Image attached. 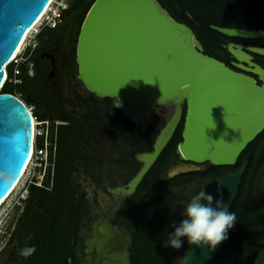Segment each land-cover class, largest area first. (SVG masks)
I'll use <instances>...</instances> for the list:
<instances>
[{"label": "water", "instance_id": "95a60500", "mask_svg": "<svg viewBox=\"0 0 264 264\" xmlns=\"http://www.w3.org/2000/svg\"><path fill=\"white\" fill-rule=\"evenodd\" d=\"M50 2L0 0V90L6 75L4 66ZM210 27L228 37L257 40L264 35L262 29L254 27ZM226 49L237 70L205 54L192 29L174 19L158 0L92 2L75 46L76 77L83 88L100 98H114L122 115L142 127L155 106H172L152 149L137 154L141 165L126 187L119 188L122 194L133 193L167 145L181 120L183 104L176 153L184 163L171 170L172 174L197 170L195 165L203 162L233 165L264 129V68L252 56L264 55V47L228 42ZM32 133L33 119L27 105L19 97L0 91V201L22 175L32 149ZM245 167L243 162L237 170L208 180L201 191L214 200L222 199L229 210ZM263 191L264 173L258 194ZM105 226L100 231L106 237L94 234L85 241L84 264L92 260V247L97 254L94 264H130L128 252L109 253L116 236ZM218 246L209 251L207 245L189 244L186 238L180 264H205L215 256ZM252 264H264V244Z\"/></svg>", "mask_w": 264, "mask_h": 264}, {"label": "trees", "instance_id": "16d2710c", "mask_svg": "<svg viewBox=\"0 0 264 264\" xmlns=\"http://www.w3.org/2000/svg\"><path fill=\"white\" fill-rule=\"evenodd\" d=\"M93 1L68 0V7L63 10L57 26L44 27L37 36L38 45L29 56L33 62V74L28 75L25 64L21 63L18 66L21 82L5 81L1 87V92L18 96L27 106L32 105V114L40 120L64 122L56 128L53 175L50 178L47 174L42 187L30 186L8 245L2 250L6 257L1 264H81L78 254L82 251L80 230L90 220L89 201L85 192L78 188L75 176L80 166L96 182L97 176L92 168L98 160L90 151L94 149L98 130L106 119L107 126L120 121L129 124L130 128L118 126L116 135L129 145L131 159L143 148L151 149L154 136L150 133L156 128L151 127L147 131L135 128L111 103L112 98L104 97L102 102L109 103L110 110L116 113L114 116L106 108L102 111L98 107V97L87 90L84 91L85 96L77 97V101L62 94L61 89L67 81L69 86L74 82L73 87H82L76 77L75 46L81 22ZM158 2L174 19L192 29L205 54L233 69L236 68L231 64L233 58L226 44L250 45L254 40L228 37L210 25L254 27L264 31V0ZM257 41L264 47V35ZM44 52L55 53V81L42 67L41 55ZM252 55L254 61L264 68V55ZM12 68L13 64L6 68L9 77ZM88 101L92 104L88 105ZM68 103L70 109L66 108ZM77 106L80 110L73 112ZM40 107L43 110L38 112ZM183 115L184 111L171 139L138 186V189H153L152 196L143 203L126 201L116 213L120 224L131 235L132 243L128 249L130 264H180L183 257L186 237H182V247L174 249L166 246L168 235L174 231L173 223L179 224L184 218L181 211L186 203L199 193L205 172H183L177 178L182 183L180 189H166V192L160 189L161 183L167 181L162 172L169 159H178L175 148L181 140ZM164 122L165 116L162 115L161 125ZM243 162H246L245 171L229 208L236 215V223L228 230V238L219 244L215 256L205 264H252L258 249L264 244V191L258 194L264 173V129L247 144L233 165L210 164L208 177L235 171ZM193 179H199L200 184L189 187L188 183ZM168 180L170 182L171 179ZM169 182H166L167 186H170ZM30 246H35L36 252L27 258L21 256V249Z\"/></svg>", "mask_w": 264, "mask_h": 264}, {"label": "flooded vegetation", "instance_id": "af4514ba", "mask_svg": "<svg viewBox=\"0 0 264 264\" xmlns=\"http://www.w3.org/2000/svg\"><path fill=\"white\" fill-rule=\"evenodd\" d=\"M246 45H249V44H246ZM250 46H259V42L257 40H254L252 42V44H250ZM259 47H261V46H259ZM41 60L43 61L42 67L44 68V70L48 71L49 78H50V72L47 69V66L52 65V67L54 69L55 53L54 52H52V53L51 52H44L41 55ZM253 60H254V56H253ZM54 75H55V73H54ZM84 91H86V89H84L83 86H82V93H84ZM78 97L80 98L81 96H78ZM112 99H113L112 103L114 105L116 100L114 98H112ZM182 106H184V104ZM183 111H185V109ZM120 123H122L124 128H130L129 124H127L126 122L120 121ZM133 126L135 128H139L140 129V127H137L135 125V123H133ZM161 126L162 125L160 123L159 129L161 128ZM159 129H158V131H159ZM158 131H157V133H158ZM157 133H156V135H157ZM156 135L154 136V139H155ZM97 141H96V143H98ZM153 142H154V140H153ZM153 142L151 143V149H152ZM120 143H121V145H119V147L122 149L123 146H124L125 150L123 151V153L117 154V156L114 155L115 159H112V161L114 163H116L117 167L119 168L117 171H115L116 173L114 171L111 172L112 174H110V177L108 178L109 180L106 181L107 183H105L104 179H101V178L97 179V184L89 183V181H87V183H86V186H87L88 190L90 191L89 195L86 197L87 200L89 201V208H88L89 214H88V217L90 218V220L87 222V225L83 226L82 229L80 230V242H81L80 244H81L82 251L79 252L78 254H79V257H80V260H81L80 261L81 264L85 263V261H84L85 254L83 252L84 248H85V241L87 239H91L92 237H94V234L97 235V236L106 237L104 235V233H102L100 231L102 228L106 227L104 225H107L109 227L110 231L114 232L115 236H116L115 241L112 243L113 247H111V250L109 251V253H116V252H120V250H122L121 252H123V251L128 252V255H129L128 249H129V247L131 246V243H132L131 242V235L127 231V229L123 225L120 224V222L118 221V219L116 217V213L118 212V210L122 206H124L126 201H136L138 203H143V202L148 201L149 198L153 194V189H150V188L138 189V186H139L140 183L137 185V187L133 191V193H131L129 195L122 194L121 191L119 190V188H121V187H126V185L129 182V180L133 177V175L139 169V167L141 165V162L138 161L137 154H139L141 152H146V151H150L151 150V149L143 148V151L136 152L133 155L134 159H131V157L129 155V151H130L129 145L124 143V141H122V140H121ZM116 145L117 144H115V142H114L112 144V147H114ZM176 147H177V145H176ZM96 148H97V145H96ZM175 153H176V148H175ZM95 158H97V160L99 159V157H95ZM183 163L184 162H182L179 159V157H178L177 160L173 159V158L169 159V162L165 166V168H164L162 173H163V178L165 180H167L166 182H169V180H168L169 178L172 181L170 180V182H169L170 186H167L166 182H162L161 183L162 186L160 185V187H161L160 189L161 190L166 192V189L178 190V189H180L182 187V183L180 182V179H177V178L183 172H178V173H173L172 174L171 170H173L176 167L182 165ZM185 163L189 164L187 162H185ZM195 166H197L198 169L194 170V171L205 172V175L202 177L205 180H204V182L202 180L203 183H202V186H201L199 192L201 191L203 185L208 180L223 174L222 173L220 175L213 176V177L209 178L208 174H207V171L210 168V164L208 162H203V163H200V164H196ZM127 170H129L130 175H131L129 177L124 175V171L126 172ZM199 184H200L199 179H193V182L188 183V186L189 187H192V186H195V185L198 186ZM78 188L80 190H82L80 185H79ZM98 209H100L101 212L98 211ZM109 238H106V239H109ZM108 241L110 242L111 240H108ZM124 247H125V249H124ZM89 255L92 257V260H91V262H86V263L87 264H94V260L93 259L97 255L95 247L94 248L92 247V251L90 252Z\"/></svg>", "mask_w": 264, "mask_h": 264}, {"label": "built area", "instance_id": "2783aa9c", "mask_svg": "<svg viewBox=\"0 0 264 264\" xmlns=\"http://www.w3.org/2000/svg\"><path fill=\"white\" fill-rule=\"evenodd\" d=\"M49 4L50 6L45 10L46 13L42 18V23H40L39 27L34 30V33L32 32L33 34H29V36L24 40V42L26 41V43L24 44L23 42L17 54L12 56L8 61L9 64H13L11 77L5 76L8 81L11 80L15 83L21 82L20 78H18V75L20 74L18 66L21 63L25 64L28 75L33 74V62L29 59V56L32 54L35 47L37 46V35L44 27L53 28L57 26V24L61 21L62 12L67 6L68 0H52ZM6 65L4 66L5 70ZM28 108L31 111L30 107ZM32 119L34 120V138L33 150L30 156L29 163L33 161L34 164L32 166L33 168L29 177L25 179V182L22 184L20 190H18V192L13 198L8 199L11 194L15 191L13 190V192H11L9 196L0 205V252L6 247L7 242L13 231H10L11 234L7 233V230L9 229L8 224L11 220V216L13 215V213H11V210L19 207L21 208L19 212H21L24 200L26 198L28 190L30 189V186L36 185L42 187L44 185V179L46 178L47 174H49L50 178L53 175L54 159L56 154V128L58 124H62L64 122L58 120L52 121L50 119L40 120L35 115H32ZM54 122H56L57 124H54ZM17 218L18 216L15 218L14 224L16 223Z\"/></svg>", "mask_w": 264, "mask_h": 264}, {"label": "rangeland", "instance_id": "374dc122", "mask_svg": "<svg viewBox=\"0 0 264 264\" xmlns=\"http://www.w3.org/2000/svg\"><path fill=\"white\" fill-rule=\"evenodd\" d=\"M51 7H53V6H51ZM42 20L37 25H35V27L33 29V33H34V30L39 27L40 23H42ZM33 33H31V34H33ZM25 43H26V41L24 42V44ZM47 69L50 72V79L52 81H55L56 80V75H54V69H53L52 65L47 66ZM8 70H9V67H8ZM13 83H15V82H13ZM16 83H19V82H16ZM66 83H68V81ZM66 83L64 84L63 89H61L62 90V94L64 96L70 97L71 99H73L75 101L78 96H84L85 95L84 93H82V87L81 88H79L80 86L79 87L77 86V88L73 87L74 84H75L74 82H71L72 86H69ZM98 100H99L98 107L101 108L102 111H103L104 108H106V110L110 111L109 114H111L112 116H114L116 114V113H114L113 111L110 110L108 102H102V98H100V97H98ZM112 100L113 99H111V103H112ZM36 103H38V102L36 101ZM91 104H92V102L88 101V105H91ZM28 107H30L31 111L34 110L32 105L28 106ZM66 108L70 109L69 108V103L66 104ZM171 109H172V106L169 105V104L157 105L154 108V112L152 113L151 118L149 119V121L146 123V125L144 127H142L139 124H135V125L137 127H140V129L142 131H147V130H149V128L155 127L156 129L152 130L151 133H150V135L155 136L157 131H158V129H159V126H160V116L164 115L165 116V120H166V118L171 113ZM42 110L43 109L40 107L38 112H40ZM79 110H80V107L77 106L73 110V112H78ZM106 122H108L107 119H106L105 123L103 125H101V127L99 128L98 135H97V140H98L97 142L98 143H94L93 144L94 149H92L90 151L91 155H93L95 157H99V159H98L99 162L98 163L97 162L93 163L94 167L92 168V170L94 171V174L97 176L96 179H99V178L104 179L105 183H107L106 181L109 180L108 178L110 177V174H112L111 172H113V171L115 172V171H117L119 169L117 167L116 163H114L112 161V159H115L114 155L117 156V154H121L125 150L124 146H123L122 149L119 147V145H121V143H120L121 140H120V137L118 135H116L117 131H118V126H123L122 123L119 122L118 124L116 123V125H114V126H107ZM54 124H57V123L54 122ZM114 142L117 145L112 147V144ZM96 145H97V148H96ZM33 164H34L33 161L29 163L24 176L21 178L20 182L17 184L18 186L16 187L15 191L11 194V196L8 199L13 198L15 196V194L18 192V190H20L22 184L25 182V179L29 177V175H30V173L32 171V168H33L32 167ZM76 174H77V177L75 176L76 181L81 186L82 190L85 192V197H87L89 195V192H90L88 190L87 186H86L87 181H89V183L97 184V180L95 182L94 179H91L85 173L84 168H81L80 166L78 167V170L76 171ZM124 175L127 176V177L131 176L129 170H127L126 172L124 171ZM20 209L21 208L12 209L11 210V213H14L15 211H17V212L14 213L12 216L10 214L11 220L9 221V224H8L9 225V229L7 230V233H10V231L13 230V228L15 226V224H14L15 218L19 215ZM98 211H100V209H98ZM124 249H125V247H124ZM120 251H122V250H120ZM5 257H6V253L1 251L0 252V264L5 259Z\"/></svg>", "mask_w": 264, "mask_h": 264}, {"label": "clouds", "instance_id": "9594fccd", "mask_svg": "<svg viewBox=\"0 0 264 264\" xmlns=\"http://www.w3.org/2000/svg\"><path fill=\"white\" fill-rule=\"evenodd\" d=\"M67 7L68 4L64 9ZM8 65L9 62L7 63L6 68ZM5 76H8L7 71ZM6 77L3 83L8 81ZM144 82L147 84L154 83V81L147 80H144ZM118 106L119 103L116 105V107ZM225 122L227 123L226 117ZM211 127H215V124L212 123ZM229 127L231 126L229 125ZM217 190L219 191L220 189ZM28 194L29 190L26 197ZM213 204H215V207H213ZM181 215L184 218L179 222V224H176L175 222L173 223L172 227H174V231L168 235L166 244V246H170L174 249L181 248L183 243L181 238L186 237L189 244H195L197 246L207 245L209 251L214 250L218 244L228 238V230L234 226L237 219L235 213L228 210V206L222 202V199L214 200L211 194H206L204 191L199 192L197 195L192 197L189 202L186 203L183 210L181 211ZM35 252V246H30L21 249L20 255L27 258L33 255Z\"/></svg>", "mask_w": 264, "mask_h": 264}, {"label": "bare ground", "instance_id": "6f19581e", "mask_svg": "<svg viewBox=\"0 0 264 264\" xmlns=\"http://www.w3.org/2000/svg\"><path fill=\"white\" fill-rule=\"evenodd\" d=\"M51 1H52V0H51ZM49 6H50V4H48V5L46 6L45 10H46ZM45 13H46V12L44 11L43 14L41 15V17L39 18V20H38V21H37L32 27H30V29L25 33L22 42L19 44V46L17 47V49L15 50V52L13 53L12 56H14V55L17 54V52L20 50V48H21V46H22L24 40L29 36V34H31V33L33 32V29H34L35 25H37V24L42 20V18H43V16H44ZM12 56H11V57H12ZM29 111H30V110H29ZM32 134H33V137H32V149H31V152H30V155H29L28 161H27L25 167L23 168V170H22V172H21L22 175H20L19 180H20L21 177L23 176V174H24V172H25V170H26V168H27V166H28V164H29L30 156H31V153H32V150H33L34 120H33V133H32ZM19 180L14 184V186L12 187L11 191L9 192V194H10L11 192H13V190H15V188L17 187V184H18ZM9 194H8L4 199H2V201L5 200V199L9 196ZM2 201H0V203H1ZM104 226H105V225H104Z\"/></svg>", "mask_w": 264, "mask_h": 264}]
</instances>
